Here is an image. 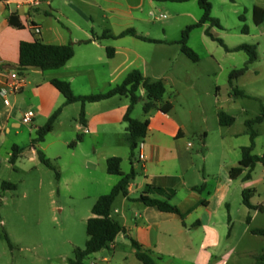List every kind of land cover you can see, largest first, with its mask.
<instances>
[{"label": "rangeland", "instance_id": "rangeland-1", "mask_svg": "<svg viewBox=\"0 0 264 264\" xmlns=\"http://www.w3.org/2000/svg\"><path fill=\"white\" fill-rule=\"evenodd\" d=\"M209 1L212 17L219 20L221 28L208 23L191 31L188 45L198 56V62L177 49L174 51L175 47L166 49L173 64L169 63L163 72L166 77L163 103L170 102L172 114L186 126L188 138L194 144L196 168L213 189L216 180L224 183L222 166L236 165L242 157V148L250 146L251 129L246 122L259 117L264 108V23L257 26L253 21V8L264 9V0ZM155 4L146 3L141 8L146 22L140 27L143 31L151 28L153 35H160L165 28L172 40L179 41L183 31L203 16L197 1H156ZM207 31L211 37L206 35ZM242 45L257 47L255 63L247 65L248 54L233 51ZM246 66L245 74L231 81V74ZM31 74L30 70L24 72L28 80ZM118 81L113 87L121 83ZM110 89L107 82L83 90L75 84L73 90L76 95H92ZM81 111L80 103L70 105L62 125L44 143L38 144V151L44 153L52 167L39 159L8 162L11 141L19 146L30 145L32 138L27 128L20 135L13 131L7 136L6 145L0 150V264H70L74 250L86 246L87 221L92 217L96 201L120 181L118 176L107 173L106 157H121L123 171H131V150L123 137L126 131L116 129L118 135L112 138L85 134L83 129L77 130ZM220 113L234 118V123L221 126ZM132 118L140 121L146 118L143 101L136 105ZM252 129L257 134L253 153L263 156L264 122L253 125ZM31 135L33 139L37 137L35 133ZM251 176L250 188L255 190L251 202L264 209V166L258 163ZM138 178L141 168L137 170ZM242 182V178L235 181L227 202H219L218 194L212 201L217 233L210 234V240L213 238L218 243L212 252L215 259L225 264H258L264 254V236L252 234L254 229L264 230V210H249L243 205ZM3 183L13 184L15 188H4ZM203 212L202 220L206 221L207 212ZM196 217L198 213L187 220L190 229H196L191 226ZM198 230V241L203 244L200 240H204L206 229ZM126 251L128 260L122 253L114 257L113 251L105 249L88 257L85 263L105 264L103 257L111 261L114 257L112 264H142L129 256L130 249ZM159 264L193 263L165 258Z\"/></svg>", "mask_w": 264, "mask_h": 264}, {"label": "crops", "instance_id": "crops-1", "mask_svg": "<svg viewBox=\"0 0 264 264\" xmlns=\"http://www.w3.org/2000/svg\"><path fill=\"white\" fill-rule=\"evenodd\" d=\"M146 3L156 5L155 0H44L35 7L29 5L28 0H0V68L19 73L22 42H34L38 38L48 45H75V56L64 68L47 72L31 69V75L34 76H28L30 80L20 74L25 79V87L20 93L10 96L11 106L6 105L1 95L3 78L0 77V150L13 131L15 135H20L21 130L27 128L32 138L30 145L19 146L11 141L6 158L8 162L15 146L22 149L17 160L39 159L38 145L33 144L31 133L37 134L52 114L65 104L64 96L51 84L52 80L67 81L73 89L77 84L79 90L99 84L106 85L107 82L109 88H113L118 80L122 83L129 73L137 70L152 81L164 82L166 77L163 72L169 63L173 64L170 56L167 58L166 49L175 47L174 51L177 49L182 52L178 41L170 39L165 28L160 35H153L151 28L143 31L140 27L146 22L141 13V8ZM11 15L18 17L23 25L22 29L10 25ZM130 29L159 43L146 42L131 35L117 39L101 38L106 32L112 36H120ZM84 41L89 42L82 43ZM109 50H112L111 53ZM49 72L51 73L47 74ZM140 95H144L143 89H140ZM129 104L128 97H114L87 104L85 124L80 123L77 130L83 129L85 134L112 138L118 135L116 129L127 130L124 117ZM69 107L70 105L63 108L54 130L62 125ZM28 112H33L34 118L32 123L25 124L23 118ZM149 119V130L142 142L143 147L137 149L133 161L129 157L131 169L134 168L136 172V177L129 186V197L119 196L113 206L112 217L125 227L127 233L119 235L109 250L113 251L114 257L117 253H122L128 260L126 250L130 249L129 256L139 261L131 243V239H134L153 253L158 264L165 258H178L193 264H225V261L215 259L212 252L218 245L213 238L210 240V234L217 233L213 221L216 215L211 209L212 201L218 194L219 202H227L236 181L230 177V170L238 166L241 159L236 165L224 164V183L216 180L215 186L210 189L209 181L196 168L194 144L188 138L184 123L172 112L164 113L158 109L150 113ZM203 136H206L205 133ZM205 154L206 148L203 153L206 161ZM139 168L141 178L137 179ZM203 184L205 190L202 193L194 190ZM147 186L175 190L176 195L170 203L180 209L184 219L132 201L138 199ZM241 187L243 190L250 188L251 181L242 182ZM149 196L167 200L165 195L159 193H151ZM120 198V204L116 207ZM203 211L207 212L206 221L202 220ZM194 213H198V217L194 218L191 226L196 229H190L187 220L194 217ZM198 229H206L204 240H200L203 244L198 241ZM103 252L104 250L99 253ZM114 257L112 261L103 257L102 261L112 264Z\"/></svg>", "mask_w": 264, "mask_h": 264}, {"label": "trees", "instance_id": "trees-1", "mask_svg": "<svg viewBox=\"0 0 264 264\" xmlns=\"http://www.w3.org/2000/svg\"><path fill=\"white\" fill-rule=\"evenodd\" d=\"M158 2H172V3H187L190 1H197L200 8L203 11V16L200 21L192 26L187 27L183 33L181 39L177 44L181 48V52L191 61L198 62V56L189 47V38L192 30L203 27L206 24H211L214 27L221 28L219 20L212 17V5L209 0H155ZM253 21L255 25L259 26L264 23V9L260 7L253 8ZM10 25L16 29H22L23 25L16 15H11L9 18ZM134 36L140 40L159 43V41L149 39L145 36L139 35L135 30L130 29L123 32L120 36H112L109 32L102 35L101 38H120L123 36ZM206 35L211 37L209 31ZM223 46L224 43L221 40H217ZM84 41L82 43H88ZM112 50H109L111 53ZM233 51H244L248 54L249 60L247 65L253 64L257 61V47L254 45H242L233 49ZM75 56V45L68 44L63 46L44 44L38 38L34 42H22L20 45V61L18 71L21 75L24 72L33 68L40 67L43 72L55 71L64 68L69 61ZM247 71V66L238 71H234L231 74V81L242 77ZM51 84L64 96L65 104L63 107L56 110L49 118L47 123L39 128L37 131V137L33 140L34 145L42 144L45 142L46 137L53 132L55 124L59 119L63 108L65 106L80 103L82 105V111L80 114V122L85 124V106L91 103L102 102L114 97H128L130 104L127 113L124 117V122L128 127L125 134V141L131 150V161L135 158V152L139 148L141 142L147 137L150 119L149 115L153 110H161L164 113H170L173 106L170 102L163 103L164 96L166 94V87L163 81H152L146 78L140 71H132L128 74L125 80L109 91L92 95H76L73 91L71 84L67 81L54 79ZM140 89L144 90V95H140ZM237 93L242 94L239 90ZM144 101V113L146 118L143 121L133 119L132 114L136 105ZM264 122V108L262 114L254 120H249L246 125L251 129V144L248 147L242 148V157L238 166L231 168L230 177L233 180L242 178L244 183L251 181V172L258 163L264 166V155L258 156L253 153L255 147V140L257 138L256 132L252 129L255 124H261ZM219 123L221 126H230L234 123V118L228 116L225 113L219 114ZM80 141H81V137ZM21 148L15 146L10 162L14 164L21 152ZM203 153L205 149L202 150ZM39 159L41 163L48 167H52L49 160L45 157L42 151H38ZM122 158L110 157L107 159V173L109 175L118 176L120 181L112 188L110 193L102 195L98 198L95 205L92 208V217L87 221V234L88 241L84 249L77 248L74 250V259L70 264H86L85 261L93 254L99 253L102 250L109 249L110 245L114 243L116 238L121 234H126L125 227L112 217L113 206L119 196L129 197V186L136 177L134 168L129 173H125L122 170ZM246 172V173H245ZM3 187L15 188V185L9 183H3ZM195 191L202 193L205 190V184L200 187H195ZM151 193H159L165 195L167 200H160L150 197ZM243 205L249 210L260 211L264 209L262 206H255L251 200L255 194V190L248 188L243 190ZM176 195L175 190H165L162 188H154L147 186L145 192L138 198L132 201L143 203L148 207H155L161 212L172 213L180 216L184 219V215L180 209L171 204L170 200ZM204 203V202H203ZM251 218H248V223ZM252 234L255 236H264V230L254 229ZM133 248L136 250L137 259L143 264H158L157 259L154 258L153 253L146 250L136 240L131 239ZM259 262L264 264V254L259 257ZM258 262V264H259Z\"/></svg>", "mask_w": 264, "mask_h": 264}, {"label": "built area", "instance_id": "built-area-1", "mask_svg": "<svg viewBox=\"0 0 264 264\" xmlns=\"http://www.w3.org/2000/svg\"><path fill=\"white\" fill-rule=\"evenodd\" d=\"M44 0H28V4L32 6H39ZM153 16V13H151ZM0 77L3 78V88L1 90V95L3 96L7 106H11L10 96L20 93L25 87V79L15 70H9L0 68ZM34 118L33 112H28L23 118L25 124L32 123ZM88 132V131H86ZM143 147L141 142L139 148Z\"/></svg>", "mask_w": 264, "mask_h": 264}, {"label": "water", "instance_id": "water-1", "mask_svg": "<svg viewBox=\"0 0 264 264\" xmlns=\"http://www.w3.org/2000/svg\"><path fill=\"white\" fill-rule=\"evenodd\" d=\"M32 70H33V71H37V72L42 71V69H41L40 67H38V68H33Z\"/></svg>", "mask_w": 264, "mask_h": 264}]
</instances>
